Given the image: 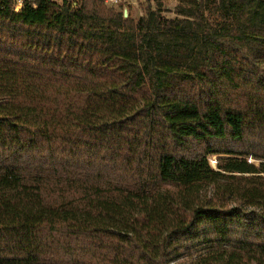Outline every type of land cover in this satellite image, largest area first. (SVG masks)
<instances>
[{"label": "trees", "instance_id": "trees-1", "mask_svg": "<svg viewBox=\"0 0 264 264\" xmlns=\"http://www.w3.org/2000/svg\"><path fill=\"white\" fill-rule=\"evenodd\" d=\"M148 1L0 0V264H264V0Z\"/></svg>", "mask_w": 264, "mask_h": 264}, {"label": "rangeland", "instance_id": "rangeland-1", "mask_svg": "<svg viewBox=\"0 0 264 264\" xmlns=\"http://www.w3.org/2000/svg\"><path fill=\"white\" fill-rule=\"evenodd\" d=\"M106 2V0H105ZM21 4V0L19 2ZM163 16L167 19H174V18H181L178 14L177 6L180 4V0H163ZM114 6L116 9H123L124 14L127 13V16L129 13L131 14V17L137 22L140 18L145 17L147 15V12L149 9H155L156 3L155 2H149L148 0H119L118 4L115 5L109 4ZM254 154L263 156L264 153L258 152L257 150L253 151ZM249 162L256 164L257 166L260 164V162L264 160H259L257 158L253 157H246ZM210 164L211 166L216 169L217 168V156L213 155L210 156Z\"/></svg>", "mask_w": 264, "mask_h": 264}, {"label": "built area", "instance_id": "built-area-1", "mask_svg": "<svg viewBox=\"0 0 264 264\" xmlns=\"http://www.w3.org/2000/svg\"><path fill=\"white\" fill-rule=\"evenodd\" d=\"M59 1H62V0H59ZM69 1H73V0H69ZM118 2H119V0H106V3H107V4H113V3H114L115 5H117ZM21 8H22V4H18V5L15 7V11L18 12V11L21 10ZM125 13H126V12H125Z\"/></svg>", "mask_w": 264, "mask_h": 264}, {"label": "water", "instance_id": "water-1", "mask_svg": "<svg viewBox=\"0 0 264 264\" xmlns=\"http://www.w3.org/2000/svg\"><path fill=\"white\" fill-rule=\"evenodd\" d=\"M125 17H127V13H125Z\"/></svg>", "mask_w": 264, "mask_h": 264}]
</instances>
